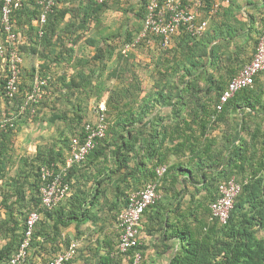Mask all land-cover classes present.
Returning a JSON list of instances; mask_svg holds the SVG:
<instances>
[{
  "label": "crops",
  "instance_id": "1",
  "mask_svg": "<svg viewBox=\"0 0 264 264\" xmlns=\"http://www.w3.org/2000/svg\"><path fill=\"white\" fill-rule=\"evenodd\" d=\"M80 1L59 0L56 11H54L58 21L53 26V31L50 26L46 37H42L35 13L33 14L32 1L22 0L23 5L25 4L26 7H24L22 12L16 16L14 15L17 43L18 45L20 43L22 47L18 51L21 58L20 77L25 80L30 76V72L35 71L38 73L42 69L40 73L44 72L49 79H59L60 84H62L60 92L80 94L83 98L86 97L89 107L96 109L100 103L105 105L110 90L120 87L121 84L116 77H109V72L116 66V54L113 53L110 60L106 59L100 64V61L92 59L95 47L98 45L102 46L103 43L116 45L118 39L106 41L107 37L98 32L102 28L105 30L109 29L108 24L97 28L96 34L98 36L92 35L94 22L90 21L83 28L79 27L80 19L78 17L82 14ZM203 1L207 2L209 0ZM213 1L215 2V0ZM219 7L220 10L218 12V9L214 12L211 11L212 6L208 10V7L201 9L196 21L204 22L205 30L201 38H197L198 40L195 42L189 40L184 32L180 31L182 29H180L172 35L167 47H163L158 38L154 37L146 40L145 45H137V47L140 46L142 49L139 52H135V54L133 53L134 57L128 55L131 52L124 54L127 57V62L124 64V67H127L126 71H124L126 75L124 87L127 86V82L131 80L132 73H134V76L139 78L143 87V90L139 93L140 99L151 88L150 86H145L146 82L144 80L147 74L151 84L155 80L162 81L161 83L163 84L170 83L172 85L171 99L167 103H160L152 108L154 111L153 115H156V117L163 116L160 120L156 118L155 127L159 125L162 127L160 128L162 133L176 136L173 128L175 125L186 126L189 124V136L198 138V143H192L193 140L188 143L192 149L194 148V152L203 147L207 148L209 153H220L221 159L227 157L229 153H246L247 158L250 155L253 157L254 153L255 155L264 153V70L257 73L252 86L236 91L227 103L221 105L218 120H214L211 117L209 120L207 119V125L201 137L197 135L200 133L198 126L203 121V114L202 116L193 117L190 114V111L197 109L212 110L214 108L213 96L222 88H225L226 83L234 75L238 74L242 66L253 57L264 23V0H228V2L221 0ZM126 8L121 7V9L116 11H127V16L131 17L133 21L128 23L129 27L122 23L121 29L126 27L130 31L136 23H140L137 16L139 11L137 0H134L130 6L127 5ZM108 11L110 10H105L104 14ZM79 12L81 13L78 14ZM112 26L114 28L115 25L113 24ZM78 35L80 37L76 38ZM103 36L106 37V40H103ZM99 41H101L100 44L98 43ZM65 45L69 49L72 46V49L69 50L72 52L69 58L65 53L62 57H59L61 52L59 47ZM85 46H88L85 50L86 52L90 51L89 55L84 54V49L79 50V47ZM147 61L151 63V65L149 64L151 67L148 69V73L142 67L147 64ZM100 69L102 70L101 72H99ZM118 71L121 72L120 67H118ZM6 72L4 60H0V81ZM39 76L36 74L35 78ZM71 77H75L78 84L81 77L82 79L90 80V82L85 84V87L78 86L73 89H67L64 85ZM193 82L195 87H197L194 90L190 88ZM182 89L186 90L184 94L187 95L185 98L187 100L176 101L180 97ZM27 90L25 92L30 89ZM52 93H54V90L49 91L48 96ZM96 93L102 95L99 101L95 99L94 94ZM193 93L202 96L198 98L200 101L194 100ZM88 94H90L89 97L86 96ZM139 99L132 107L135 115L138 108L142 110L146 107L139 104ZM8 103L10 102L0 95V114L4 115L12 112L14 107L11 103V105ZM45 104L48 110L45 112L44 123L47 124L51 115L57 113L55 111L57 109L53 106L52 101L49 105L47 102ZM57 108L64 110L68 106L61 104ZM173 108H181L185 111V123H183V119L173 116ZM92 118L94 120L96 114ZM20 120L21 118L18 121ZM134 120L136 125L146 126V128H148L149 124H153L150 117L142 122H139L138 119ZM17 122L12 129L7 130L6 136L9 135L11 137L10 142H6L4 137L0 136V146L3 145L5 147L4 151H6L5 156H0L5 170V177L0 178V226H3L0 230V247L6 244L11 236L7 231V227H9L8 218L10 220L14 218L17 221L20 217L17 207L21 206V204L25 205L26 199L30 197V191L26 187V195L24 193V197L19 201L12 186H9L11 179L17 178V174L23 169V162L25 161V158L21 156L23 153H19V148L21 146L20 141L23 139V134L21 135V133L26 130L24 127L26 123L22 122V129L18 131L15 130ZM49 125L51 130L52 128L54 129L53 123L49 122ZM124 135L126 136V133ZM48 137L50 141L53 136L50 133ZM14 138L16 139L14 140ZM36 143L35 140L33 153L37 151ZM173 143L174 141L166 140V145L173 146ZM196 144L199 146L197 147ZM191 153H193L191 150H182L181 153H170V163L182 162L191 167L193 165V155ZM136 154L138 153L128 154L130 160L126 161L127 164H125L127 166L124 164L119 167L118 154L107 153L105 161H103L104 157L94 158L90 156L85 165L81 164L76 167L75 174L72 176V183L79 187L71 190L70 195L81 188L87 190L95 181L103 179L102 176L104 174L95 175L97 169H100L101 172L106 170V180L104 181L106 189L102 199L106 200L107 198L106 201L108 203L102 204L103 202H101L99 204L100 208L94 206L92 209L93 218L88 219L85 223L78 226L75 223H71L60 227L55 237H52V234L45 235L46 232L51 231L50 223H52L53 219L44 220V225L40 228L42 235H37L34 245L28 250V263L47 264L49 259L64 252L74 242L77 246L76 254L66 264H101L100 256L106 254L107 243H109V241L106 242L104 237L106 235L113 236L114 242L116 241L117 228L114 221L110 218L112 212L110 214L108 206L116 199L117 189L124 188L125 191H129L133 188H141L143 182H145L143 180L146 178L147 170L142 172L140 168L136 167V159L134 157ZM142 161L147 162V158L143 156ZM146 166L150 167L151 165L149 163ZM131 167H135V176L130 174ZM140 167L142 168V166ZM10 168L16 171L11 177H7V175H10ZM12 169H10L11 172H13ZM263 171L259 172V174L264 176ZM88 175H91V178ZM232 177L234 179L240 178L239 175L235 174ZM185 178H187V175L180 174L179 181L171 184L166 194L162 196L161 203L143 214L139 225L140 248H142L141 264H167L179 246L177 237H168L171 226H167V219L170 217L171 223L177 221L175 214H172L169 210L175 208L179 203L177 198H179L180 194H178L177 189L184 186ZM166 185L170 186L168 181ZM186 185L187 191L183 195V200H181V204L184 206L192 201L190 200L191 192L193 187L198 186L197 184L194 186L192 183H186ZM171 188H174V190H170ZM1 192L5 193L6 199H4ZM62 205L66 208L64 209L66 212L68 206H70L69 200L66 199ZM8 206L14 207L12 217H9V211L6 208ZM40 214V220H43V214ZM161 217L163 219L160 222L158 219ZM2 223L5 224L3 225ZM67 239L70 241L69 245L66 244ZM168 246L172 248H167ZM128 257L129 255L122 256L120 264H130Z\"/></svg>",
  "mask_w": 264,
  "mask_h": 264
},
{
  "label": "trees",
  "instance_id": "2",
  "mask_svg": "<svg viewBox=\"0 0 264 264\" xmlns=\"http://www.w3.org/2000/svg\"><path fill=\"white\" fill-rule=\"evenodd\" d=\"M31 1L33 3V14L35 13L40 31L42 32L40 34L42 37H46L49 27L51 26L52 30L53 26L58 21L54 12L56 11L57 4L53 7V11L48 14L46 21L41 24L39 22L40 5L37 4L35 0ZM148 1L149 0H140V2H137L139 6L137 16L139 17L140 23H138V30L134 34L130 32L127 33V43L132 42L140 33L142 29V21L146 15ZM111 2L112 1H108L102 4H97L94 0H81L80 6L82 7V14L78 17L80 19L79 27L83 28L87 22L91 21L96 22L98 28L101 21L100 19L104 15L105 10L110 8L108 3ZM213 4L214 1L212 2V0L207 2L203 1V8L208 7V10ZM24 7H26L25 4L14 13L15 16L22 12ZM121 7L122 6L118 3V6L114 8L119 10ZM219 10L220 7L217 12ZM80 13L81 12L78 14ZM13 28L15 30L14 25ZM180 31L184 32L186 37L191 41L193 40L195 42L199 39V37L198 39L191 38L184 29ZM79 37V35L76 36V38ZM14 47L19 51L21 44L19 43L18 45L17 43V46L15 45ZM71 49L62 50L59 53V57H62L64 53L68 58L71 57L72 52L69 51ZM121 54L122 55L119 53L118 58L125 57L123 52ZM112 55V48L109 49L105 45H98L95 47V54L92 58L100 61L101 64V62H104L106 59L110 60ZM119 61L120 60H116V66L109 72V77H116L119 79L121 85L116 89L110 90L105 104L104 115L105 121L107 122L105 136L88 152L83 161L72 163L67 168L64 182L68 184V192L56 203L55 206L47 208L42 204L39 191L41 185V167H50L53 165V168L58 170L60 165L66 166V159L69 156L68 154H70L71 139L78 136L82 141L86 135L85 125L88 123L95 125L97 113H99L98 105L96 109L89 107L85 96V98H83L80 94H77V96L73 93H60V100L63 104L68 106V108L53 113L49 118V122L53 123L54 130L58 132L57 140H53V135L51 139L53 141L51 143L46 142L45 145L39 146L32 158V162H35L34 165L25 160L23 162L24 167L17 174V178H12L11 182H9V186H12L19 201L24 197V193L26 195V191L24 190L26 185L30 187V197L26 199L27 201L25 205L21 204L22 201L19 202L21 206L17 207V209L20 217L17 221L14 220V218H11V220L8 218L7 220L9 225L7 231L11 236L6 244L0 247V264H9L11 257L17 252L18 246L24 236L26 218L31 211L42 213L43 220L39 219L34 226L30 247L34 245L37 235H42L40 228L44 225V220L53 219L52 223H50L51 231L46 232L45 235L52 234V237H55L57 236L60 227L67 226L71 223H75L77 226L85 223L88 219L93 218L92 215L94 213H92V209L94 206L100 208L99 204L101 202H103L102 204L108 203L106 201L107 198L106 200L102 199L106 189L104 186L106 170L101 172L100 169H97L95 175L104 174L102 176L103 179L95 181L87 190L81 188L70 195L71 190L79 187L72 183V176L75 174L76 167H79L81 164L85 165L90 156L94 158L104 157L103 161H105L107 153L118 154V159L120 161L119 167H122L126 161L130 160V156H128L129 153H138L134 156L136 159V167L140 168V171L142 172L143 170H147L146 178H144L143 181L146 183H155L156 191L160 194V198L157 202L147 207L143 214L149 209L157 207L158 204L161 203L162 196L166 194V191L171 187V184L179 181L180 174L187 175V178H185L183 182L184 186L177 189L178 194H180V196H178L179 198H177L179 203L175 208L169 210V212L175 214L177 221L171 223L170 217H168L167 226H171V231L168 237H177L179 240V246L172 254L167 264H264V176L259 174V172L264 170V153H258V155H255L254 153L253 157L250 155L248 158L246 153H229L227 157L221 159L219 156L220 153H209L207 148L201 147V149L194 152V148L192 149L188 143L191 140H193L192 143L194 144L198 143V138H192L189 136V124L186 126L175 125L173 128L176 132V136L162 133L160 129L162 127L159 125L155 127L154 123L156 122V118L160 120L163 116L156 117V115H153L154 111L152 108L157 104L167 103L171 99L172 85L168 82L167 84H163L161 83L162 81L159 80L152 81L153 84L150 85L151 88L149 91L139 99V93L143 90L141 81L138 77L134 76V73H132L131 80L128 81L127 86L124 87L126 75L125 73L118 71V64H120ZM101 71L102 70L100 69L99 72ZM5 76L0 81V95L4 98ZM44 76L47 79V83H49L50 79L47 75L44 74ZM44 76L41 78H45ZM89 82L90 80L82 79L81 77L78 84L76 78L71 77V79L65 83L64 87L67 89H73L78 86L85 87V84H88ZM47 83L43 85V89L47 86ZM33 84L34 81L30 85V90L33 87ZM190 88H192V90L197 88L195 87L194 82ZM223 90L224 88L213 96L214 108L212 110L202 108L190 111L192 117L199 115L202 116L203 114V121L198 126L200 129V133L197 135L198 137H201L204 134V129L210 117L214 118V120L219 119L221 111L217 109L216 105L219 102V97ZM185 91L186 90L184 89L181 90L180 97L176 101L182 102L183 100H187L185 99L187 97V95L184 94ZM26 93L27 92H23L21 95L17 94L12 105L22 103ZM89 95L90 94L86 96L89 97ZM192 95L194 96L195 101H200L198 98L202 97L201 95H197V93H193ZM94 96L96 101H99L102 95L96 93ZM138 99L139 104L145 105L146 107L142 110L138 108L135 115L132 107L138 102ZM90 109L92 112H96V118L94 120H92V116L95 114H91L90 112L89 115L88 113V110ZM172 112L175 118L183 119L182 121L185 123L184 118L186 113L183 109L173 108ZM23 116L24 114L19 116L16 119V122ZM149 117L152 118L151 122L153 124H149L148 128H146V126L135 124L136 122L134 119H138L139 122H142ZM61 123H63V126H60ZM7 132V130L0 131V136L4 137L6 142H10L11 137L9 135L6 136ZM124 133H126V136ZM166 140L174 141L173 146L166 145ZM196 146L198 147L199 145L196 144ZM4 150L5 147L3 145L0 146V156H5L6 151ZM182 150H191V152H193L191 153L193 155V165L191 167H188L182 162L170 163V153H181ZM143 156L147 158V162L142 161ZM149 163L151 166L147 167L146 165ZM140 166H142V168ZM160 166L165 167V171L161 175L156 173V168ZM134 171L135 167H131L130 174H133V176H135ZM234 174L239 175L240 177L239 179H235V181L241 185V189L235 197L226 223L221 224L216 218H211L210 205L219 195V184L233 178L232 176ZM4 177L5 170L0 160V178ZM88 177L91 178V175H88ZM167 181L170 186L166 185ZM145 182H143L141 188H133L129 191H125L124 188L117 189L116 199L111 202L110 206H108L110 214L112 212L110 218L114 221L115 226L117 224L116 219L119 212L127 206L129 194L141 190L146 184ZM180 183L182 185V181ZM186 183H192L194 186L197 184L198 186L193 187L190 199L192 201L184 206L181 204V200H183V195L187 191ZM170 190H174V188H171ZM66 199L69 200L70 206H68V209L65 212L64 209L66 208L62 203L66 201ZM6 208L7 211H9V217H12L14 207L8 206ZM162 219L163 218L161 217L158 220L161 222ZM2 224L4 225L5 223ZM2 228L3 226H0V230ZM104 239H106V242L109 241V243H107L106 254L100 256L101 264H120L123 255H120L117 252L118 231L116 232L115 242L113 236L106 235ZM139 240L141 243L140 235ZM69 243L70 241L67 239L66 244L69 245ZM140 247L141 246L131 249L126 253V255H129L128 259L130 264H132L135 251L140 250V252H142V248ZM167 248L171 249L172 247L168 246ZM52 259L53 258L49 259L47 264ZM141 261L142 260H140L138 264H141ZM21 264H30L28 263V255L25 261Z\"/></svg>",
  "mask_w": 264,
  "mask_h": 264
},
{
  "label": "built area",
  "instance_id": "3",
  "mask_svg": "<svg viewBox=\"0 0 264 264\" xmlns=\"http://www.w3.org/2000/svg\"><path fill=\"white\" fill-rule=\"evenodd\" d=\"M59 0H35L40 5L39 22L46 21L49 13ZM102 4L113 0H94ZM221 0H215L211 11L219 8ZM228 2V0H225ZM23 5L22 0H1L0 3V60L6 64L7 74L5 76L4 96L13 104V100L19 92V79L21 73V58L14 47L17 46V33L15 32L14 13ZM203 9V0H149L146 6V15L142 21V29L138 36L124 45L123 54L129 53L139 45L142 39L149 40L150 37L158 38L163 47H167L173 34L184 29L191 38H198L205 30V23L196 21ZM40 33H42L40 31ZM264 70V23L262 25L258 41L255 46L253 57L244 64L238 74L232 77L222 91L216 107L219 110L234 93L242 88L250 87L254 83L258 72ZM47 83L46 78H35L33 87L29 90L22 103H16L11 113L0 115V131L12 129L16 119L23 115L31 105L37 103L43 94V85ZM34 110L33 108H31ZM97 119L95 125H85V136L81 141L78 136L71 139L70 154L66 159V166L60 165L59 169L53 165L42 166L40 170L41 185L39 191L42 204L51 208L63 198L68 192V184L64 182L67 168L75 162H81L98 141L105 136L107 122L105 121V105H98ZM165 171L164 166L156 168V173L161 175ZM241 185L231 178L221 182L218 186V197L211 203V218H216L221 224L226 223L235 197L240 192ZM160 198L156 191V184L148 182L139 191L131 192L128 196L127 206L117 216L118 243L117 252L125 256L129 250L140 246L139 224L144 210L155 204ZM40 213L31 211L25 223L24 236L18 246L17 252L11 257L9 264H21L28 255L35 224L40 219ZM76 244L72 242L68 248L55 256L48 264H65L76 254ZM142 258L140 250L133 255L132 264H138Z\"/></svg>",
  "mask_w": 264,
  "mask_h": 264
},
{
  "label": "rangeland",
  "instance_id": "4",
  "mask_svg": "<svg viewBox=\"0 0 264 264\" xmlns=\"http://www.w3.org/2000/svg\"><path fill=\"white\" fill-rule=\"evenodd\" d=\"M120 1V2H119ZM134 0H114L112 1L111 3H108L109 7L108 9L106 10H110L108 11L106 14H104L102 16V18L100 19V25L98 26V28L104 26V24H108V28L109 29H99L98 32H100V34L102 33L104 36L107 37V40H106V37H102L103 40H106V41H111V40H117L118 39V42L116 45L114 44H105L103 43L102 46H107L109 49L112 48V52L114 54H116V60H120L118 64L120 69H121V72L124 73V71H126L127 67H124V64H126L127 62V57H123V58H118V55L120 53V55H122L121 53V50L124 46L125 43H127L128 41V37H127V33L130 32L132 34H134L137 30H138V24L136 23L135 26H133V28L129 31L128 28H124V29H121V26H122V23H124L126 26H128V23L133 21L131 19V17L129 18L127 16V11H116L117 9H115L114 7H117L118 6V3L120 6L124 7L125 9L127 5H131V3L133 2ZM137 2H140V0H137ZM120 12V13H119ZM94 29L92 31V35H96V31L98 30L97 29V24L96 22H94ZM132 23V22H131ZM115 25L114 28L112 25ZM129 27V26H128ZM152 38V37H150ZM105 42V41H104ZM99 44L101 43V41L98 42ZM140 46L141 45H145L146 43V39H142L140 42ZM136 47L135 50H132L130 51L131 53L128 54L129 56L131 55L132 57H134V54L135 52H139L142 47ZM88 47V46H87ZM87 47H79V50L81 49H87ZM144 47V46H143ZM60 51L62 50H68L69 48L65 45V46H61L59 47ZM88 49H92V48H88ZM134 53V54H133ZM84 54H87L89 55L90 54V51L89 52H84ZM95 54V53H94ZM122 57V56H121ZM93 59V58H92ZM147 64L143 67V69H145L148 73V69L151 67V63L150 61H147L146 62ZM150 64V65H149ZM140 67V66H138ZM42 71V69L40 70V72ZM40 72H35V71H32L30 72V76L27 78V79H23L22 77H20V80H19V84H18V87H19V94L21 95L23 92L21 91H25L29 88H30V85L33 83V80L36 76V74L40 75L39 77H42L44 76V72L43 73H40ZM45 77V76H44ZM146 83H145V86L149 87L151 85V82H149V76L147 74V77H145V80H144ZM62 86V84H60V81L59 79H56V78H53L49 80V83H48V86H46L44 89H43V95L40 97V100L37 102V103H34L31 105V108L34 109L33 112L31 108L27 109V111L24 113V116L21 117V120L17 122V126L15 128V130H18L20 131L22 128H21V124L22 122L26 123L24 125V127L26 128V130L24 132L21 133V135L23 134V139L20 141L21 143V146L19 148V153H23V156L25 158V160L28 161V163L30 164H33L35 162H32V158L33 156L35 155V153H33V149L35 148V140H36V150L39 146H43L47 143H51L53 140H57V131H55L53 128L51 130L50 128V125H49V122L47 124H45L44 122V119L46 118L45 116V112L46 110H48L46 106V102L48 103H51L52 101V104L54 107H56L55 110L56 112H59V111H62L60 108H57L58 106H60L61 104H63V102L60 100V87ZM27 90V91H28ZM54 90V93L52 94H49L48 96V92L49 91H52ZM74 94V93H73ZM78 96V95H77ZM9 105H11L10 103H8ZM47 105V106H48ZM14 107V105H12ZM90 112L91 114H95V112L90 109L88 110V113L90 115ZM60 126H63V123H61ZM65 127V126H64ZM51 133V135L53 136L54 135V139L53 140H50L49 141V134ZM16 138H14L15 140ZM33 154V155H32ZM12 169V168H10ZM9 169V174L10 175H7V177H11V175H13L15 173L16 170L12 171L11 172ZM19 172V171H18ZM17 172V173H18ZM16 173V174H17ZM26 189H29L30 191V187L26 185ZM25 189V191H26ZM2 193V196L4 197V199H6L5 197V193L4 192H1ZM8 199V198H7Z\"/></svg>",
  "mask_w": 264,
  "mask_h": 264
}]
</instances>
